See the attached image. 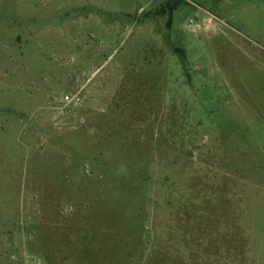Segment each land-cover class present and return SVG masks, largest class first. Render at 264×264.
Wrapping results in <instances>:
<instances>
[{
	"label": "rangeland",
	"instance_id": "374dc122",
	"mask_svg": "<svg viewBox=\"0 0 264 264\" xmlns=\"http://www.w3.org/2000/svg\"><path fill=\"white\" fill-rule=\"evenodd\" d=\"M0 264H264V0H0Z\"/></svg>",
	"mask_w": 264,
	"mask_h": 264
},
{
	"label": "trees",
	"instance_id": "16d2710c",
	"mask_svg": "<svg viewBox=\"0 0 264 264\" xmlns=\"http://www.w3.org/2000/svg\"><path fill=\"white\" fill-rule=\"evenodd\" d=\"M177 8V2H174V3H168L166 5V10L168 12V15H169V22L171 23V18H172V15H173V12L176 10ZM163 13V12H162Z\"/></svg>",
	"mask_w": 264,
	"mask_h": 264
},
{
	"label": "built area",
	"instance_id": "2783aa9c",
	"mask_svg": "<svg viewBox=\"0 0 264 264\" xmlns=\"http://www.w3.org/2000/svg\"><path fill=\"white\" fill-rule=\"evenodd\" d=\"M65 100L69 101V97H68V96H66V97H65Z\"/></svg>",
	"mask_w": 264,
	"mask_h": 264
}]
</instances>
